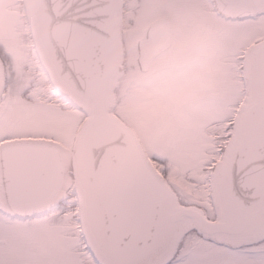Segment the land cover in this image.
Listing matches in <instances>:
<instances>
[{
	"label": "water",
	"instance_id": "1",
	"mask_svg": "<svg viewBox=\"0 0 264 264\" xmlns=\"http://www.w3.org/2000/svg\"><path fill=\"white\" fill-rule=\"evenodd\" d=\"M39 56L66 102L79 107L86 120L78 133L73 163L78 171L75 190L92 255L100 264H146L160 219L182 209L160 175L148 167L132 132L111 116L112 89L123 77L119 29L120 0H25ZM214 11L231 21H245L264 10V0H213ZM170 25L154 22L137 43L141 73L169 44ZM257 50V83L235 123L234 146L223 200L234 210L233 225L246 224L247 211L264 208V42ZM20 61L22 52L15 53ZM0 63V100L4 99ZM1 181L7 209L20 218L39 216L54 202L63 180L58 148L45 141L7 143L0 148ZM213 181V180H212ZM212 183V196L221 200ZM243 193L244 196L240 194ZM251 206H245L246 200ZM223 207V205H221ZM264 211V210H263ZM233 225H226L231 228ZM215 227V226H213Z\"/></svg>",
	"mask_w": 264,
	"mask_h": 264
},
{
	"label": "rangeland",
	"instance_id": "2",
	"mask_svg": "<svg viewBox=\"0 0 264 264\" xmlns=\"http://www.w3.org/2000/svg\"><path fill=\"white\" fill-rule=\"evenodd\" d=\"M134 1L131 21L126 20L120 34L125 49L120 67L125 75L112 89L115 108L103 115L133 133L147 158L159 165L160 174L191 205L209 209L211 185L205 181L212 171L207 166L218 162L223 153L219 145L226 138L214 139L206 130L222 123V134H227L243 94L239 73L228 63L264 38V28L257 29L253 21L241 26L218 24L208 13V0H187L195 3L191 7L176 0ZM21 5L23 0H0V63L5 77L0 147L22 140L46 141L60 148L66 169L72 170V150L86 115L63 102H34L28 97L39 81V73L31 72L30 66L39 64L41 57L35 52L26 12L17 9ZM191 17L201 25L209 19L215 26L211 46L205 47L202 37L186 36ZM160 18L171 23L170 45L153 60L149 72L141 73L137 42ZM16 52L24 54L20 61L15 60ZM194 171L202 172L204 180L195 181ZM74 184L69 177L65 198L58 205L65 218L57 212L51 219L21 222L10 219L0 203V264H87L82 232L69 222L82 223Z\"/></svg>",
	"mask_w": 264,
	"mask_h": 264
},
{
	"label": "snow or ice",
	"instance_id": "3",
	"mask_svg": "<svg viewBox=\"0 0 264 264\" xmlns=\"http://www.w3.org/2000/svg\"><path fill=\"white\" fill-rule=\"evenodd\" d=\"M244 198L245 206L250 207L252 201ZM210 199L211 207H199L200 215L172 212L160 219L159 234L151 243L146 264H246L253 258L264 264V227L253 231L243 224L233 225L234 210L227 205L222 208L214 196ZM178 203L182 209L192 207L187 200ZM245 239L250 242L243 243ZM92 260L100 264L95 256Z\"/></svg>",
	"mask_w": 264,
	"mask_h": 264
},
{
	"label": "flooded vegetation",
	"instance_id": "4",
	"mask_svg": "<svg viewBox=\"0 0 264 264\" xmlns=\"http://www.w3.org/2000/svg\"><path fill=\"white\" fill-rule=\"evenodd\" d=\"M209 1V5H210V11H208V13H211L213 15V17L218 21V24H229V25H235V26H241L242 24L249 22V21H253L254 26L259 29V28H264V10L262 12H260L259 14L251 17L248 20L245 21H231V20H226L222 17H220L213 9L212 6V1L213 0H208ZM178 2V3H177ZM177 4L183 3V4H188L189 7H191L192 5L195 6V3L192 4L191 2H187V0H176ZM205 13V14H208ZM200 20H201V16H199ZM161 19H165V18H160L157 19L161 20ZM169 25H170V40H169V44L171 42L172 39V26L171 23L165 19ZM200 20L198 18H194L191 17L189 19V24L187 25L188 27L191 26V29L187 32L186 36L190 39L193 40L196 37H202L203 39H200V42L203 40H205V47H207L208 45L211 46V36L212 33L215 31V26L209 24L208 22H210L209 19H204V25L200 24ZM153 24V23H152ZM219 27V26H218ZM132 28V24L130 25L128 30H131ZM149 28V27H148ZM148 30V29H147ZM184 32V30H183ZM147 33V31H146ZM146 33H145V37H146ZM185 33V32H184ZM218 33V32H217ZM145 37L143 40H145ZM141 41V40H140ZM139 42V41H138ZM137 42V43H138ZM264 42V38H262L261 40H259L256 44L259 45L260 43ZM201 43H199L200 45ZM121 45H122V54H124V43L122 41L121 38ZM167 46V47H168ZM167 47L161 51L160 53L164 52ZM252 46H249L245 51H243V53L236 55L235 57H233L228 65L233 66L237 69L238 73H239V77H240V82H241V87H242V100H241V105L247 103L246 101H253L257 99V95L255 92H252L250 95L247 92V84L250 83L252 84V86L254 87L257 83V72L254 68V64L255 61L257 59V50L253 49L250 50ZM137 49V46H136ZM23 54V53H22ZM24 55V54H23ZM125 75V71L123 70V77ZM5 96V95H4ZM5 99V97H4ZM4 99L2 100L0 107L4 104ZM241 108H239V110L237 111V115L238 117L241 114ZM231 131L229 132V134L226 137L225 140V144L222 146L223 148V154L220 157V159L218 160V162L214 163L213 166L210 168V170L212 171V180H213V186L216 188L215 190L217 191V195L219 196L220 200H221V205H223L224 207V202L223 200L225 199L224 197L226 196L225 193L228 192V184H227V180L229 177V168H230V164H231V160H232V153H233V146L235 145V139H234V135L236 132L235 129V125H233L231 123V127H230ZM59 152L61 153L62 156V160H63V180H62V184L61 187L57 193V196L55 198V201L53 202V204L51 205V207L46 210L45 212H43L42 214H40L39 216L32 218V219H26V218H19V217H15L13 215L10 214V219H16L18 221L21 222H32V221H38V220H42V219H51L53 217H55V215H57V212L59 210L60 207H58V205L63 202L64 198H65V191H64V186L68 183L69 181V177L72 179H74V181H76V176L78 171L74 168V163H73V150H72V170L71 169H66L65 167V161L63 158V153L61 152L60 148L57 147ZM188 178V177H187ZM0 181H1V169H0ZM166 186L170 189L172 195H173V203L174 205H176L177 207H179V203L178 201H183V200H187L184 197V193L180 190H177L175 187L171 186L168 182H166ZM3 187H2V183H0V203H4V194H3ZM210 199V197H209ZM188 201V200H187ZM212 203L211 199H210V204ZM222 207V208H223ZM190 208H196L199 212V208L195 207L192 205V207ZM264 210V208H263ZM258 211V210H254V211H247L245 213V219H248V223L246 224V227L255 231V230H259L261 227H264V211ZM168 214L175 212L172 210H168L166 211ZM58 213H60V216L62 218H65L66 215L63 213V211H59ZM200 213V212H199ZM201 214V213H200ZM79 232H82V228L79 227ZM75 232V231H73ZM72 233V232H71ZM82 238V243L84 244L85 247V251L88 253L89 256H92V250L88 244V242L86 241L84 235H81ZM243 243H249L250 240L245 239L242 241ZM91 250V251H90ZM82 264H84L82 262ZM246 264H260L258 258H253L250 259L246 262Z\"/></svg>",
	"mask_w": 264,
	"mask_h": 264
},
{
	"label": "bare ground",
	"instance_id": "5",
	"mask_svg": "<svg viewBox=\"0 0 264 264\" xmlns=\"http://www.w3.org/2000/svg\"><path fill=\"white\" fill-rule=\"evenodd\" d=\"M134 0H120V5H119V28H123L125 25L126 20L130 19L132 15V7L131 3ZM18 10H26L27 7L26 5H21L17 8ZM41 59V58H40ZM31 72H37L39 73L38 75V83L33 87V89L29 92L28 97L34 101V102H46V103H62L63 102V97L61 93L56 89L55 83L53 79L50 77L48 74L47 68L45 66L44 61L41 59V62L39 64H32L30 66ZM54 89L55 91H52ZM67 107L69 108H78L79 106L75 103H66ZM222 127H216L212 126L207 129V133L209 135H222ZM148 167L152 172H154L157 175H160V167L156 163L152 162L151 160L148 161ZM192 177H194L198 181L204 180L205 176L203 175L202 172L200 171H194L191 174ZM71 225L75 227H80V221L79 220H70L69 221ZM92 256H89L87 258V264H93Z\"/></svg>",
	"mask_w": 264,
	"mask_h": 264
}]
</instances>
